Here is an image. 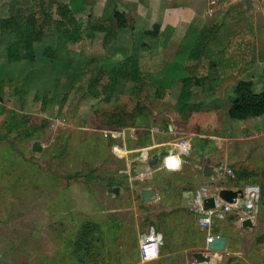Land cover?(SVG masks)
Returning a JSON list of instances; mask_svg holds the SVG:
<instances>
[{
    "label": "crops",
    "instance_id": "0c3cea01",
    "mask_svg": "<svg viewBox=\"0 0 264 264\" xmlns=\"http://www.w3.org/2000/svg\"><path fill=\"white\" fill-rule=\"evenodd\" d=\"M106 1L108 4L122 5L113 7L110 13L113 9L130 12L135 20L134 27L117 29L115 36L105 40L102 33H95L93 37L87 35L80 41V62L92 60V56L82 52L84 43L91 45L92 41L100 40V44L95 45L94 60H106L103 67L110 68L132 59L142 75L160 82L164 68L173 60L188 27L192 24L200 28L214 26L224 18V8L237 0ZM250 1L244 0L248 6ZM233 5L239 6V3ZM239 12L240 18L247 15V9ZM253 15L250 22L252 42L247 54L250 59L243 54V48L233 58L234 61L228 55H223V59L217 61H209L205 57L185 60V72L203 77L199 85L192 87L185 109L179 110L176 105L181 90L179 80L166 85L162 95H159L161 98L156 96V86H145L147 91L142 96L144 102L127 109V113L117 110L116 114L124 112L133 116L132 119L127 117V125L102 130L111 132L110 137L116 139L120 154L117 157L119 155L114 153L116 159L108 156L106 159L111 163L122 162L121 165L110 167L109 171L103 173L90 170L63 177L75 181L94 180L95 185L90 186L95 192V198L92 197L94 207L86 202V198L82 202L81 197L77 202L81 205L79 209L85 210L89 218L83 220L77 240L73 241V246L78 244V248L75 250L73 247L66 254L63 253V259H79L82 261L80 264H186L188 260L194 259L193 254L196 252L212 257L205 250L207 232L197 225L193 198L198 191L204 195V187L207 188L205 196H211L221 190L237 193L243 186L242 181L236 179L234 164L239 150L237 140L241 139L238 136L243 132H252L254 128L250 126L251 121L263 118L264 114L232 121L228 110L236 82L241 79L252 80L248 70L240 75L238 68L252 62L253 70L261 68L260 78L264 71V9ZM154 24L159 26L157 37L145 33ZM167 27H172V32L163 45V32ZM211 47L215 49L216 45ZM143 61L153 69H144ZM106 77L105 81H108ZM117 82H132L127 97L134 101L140 97V94H134L133 79L121 78ZM116 93L118 91L115 88L112 96ZM148 99L150 101H146ZM181 137L190 140L191 151L188 156L181 158L178 169L170 170L165 167L164 161L171 154V145ZM218 162H225L231 167L235 177L220 172L210 176L203 174V165L216 170ZM64 186L71 185L65 182ZM114 187L117 188L116 192L110 190ZM144 188L153 190L149 201L142 198L141 190ZM218 220L222 224L228 221L233 223L236 232L233 234L221 225L213 224L214 234L226 237V251L229 252L217 264H264L261 249L259 253L256 250L253 255H249L251 250L244 245L245 237L256 228V217L250 226L245 227L237 224L235 211ZM150 227L161 234L160 254L154 260L143 262L139 255V242ZM240 239L241 242L235 243Z\"/></svg>",
    "mask_w": 264,
    "mask_h": 264
},
{
    "label": "rangeland",
    "instance_id": "374dc122",
    "mask_svg": "<svg viewBox=\"0 0 264 264\" xmlns=\"http://www.w3.org/2000/svg\"><path fill=\"white\" fill-rule=\"evenodd\" d=\"M44 1L45 11L51 18L44 23L40 17L35 24L38 26V38L31 45L22 46L19 60L9 63L6 47L13 41L14 35L6 20L11 13H18L19 10L27 16L32 15V10L40 13V2L12 0L10 9L8 0H0V61L7 64L0 93V264L82 262L79 259H63L62 255L73 247L78 248V244L73 246V241L77 240L83 220L89 217L85 210L79 209L81 205L77 202L81 197L82 202L86 198V202L94 207L92 199L95 192L90 188L95 186L94 180L86 179L81 183L82 180L63 177L90 170L103 173L110 167L121 165L122 162L111 163L106 159V156L115 158L114 153L119 155L117 157L120 154L116 139L110 137L111 132L102 130H110L116 125L118 109L127 113V109L144 102L142 96L147 91L142 89L140 97L134 101L127 97L132 82H119L115 84L118 93L107 102L102 101V96L94 98L89 95V89L101 90L108 82L105 81L108 68L103 67L107 61L94 60L95 45L100 44V40L92 41L91 45L84 43L82 52L87 49L86 56H92V60L85 59L81 63L79 50L82 43L66 44L58 38L52 22V18L58 17L56 0ZM237 2L239 6L233 5ZM114 4L97 0L77 15L86 21L87 15L91 14L100 21L110 14L113 7L122 6ZM224 9V18L214 24L219 26L218 39L221 41H213L210 45H216L223 55L230 56L233 61L237 53L245 48L243 54L250 59L247 55L252 42L250 22L254 12L264 9V0H252L249 6L244 0H237ZM243 9H247V15L240 18L239 10ZM32 53L33 58L28 59L27 55ZM148 65L146 62L144 69H153ZM238 70L240 75L248 70L256 89L264 86L260 78L261 68L253 70L252 62ZM125 117H121L123 122H126ZM29 126L33 127L29 129ZM57 126L63 130L56 131L57 136H51L52 128ZM250 126L254 128L252 132H243L238 136L241 139L237 140L239 150L234 164L236 172H246L240 179L243 185L255 183L261 188L256 228L245 237L244 245L251 250L249 255L256 250L259 253L261 249L264 258V117L253 119ZM34 142L42 146L40 152L32 151ZM65 182L71 186L65 187ZM220 221L216 218L214 226L221 225L233 234L236 232L233 223L222 224ZM239 242L241 239L235 243Z\"/></svg>",
    "mask_w": 264,
    "mask_h": 264
},
{
    "label": "trees",
    "instance_id": "16d2710c",
    "mask_svg": "<svg viewBox=\"0 0 264 264\" xmlns=\"http://www.w3.org/2000/svg\"><path fill=\"white\" fill-rule=\"evenodd\" d=\"M8 1L11 9L12 0ZM37 1L40 2V5H38L40 13H36L32 10V15L27 16L19 10L18 13H11L8 20H6L8 21L11 33L14 35L13 41L8 43L6 47V57L9 63L19 60L22 46H29L38 38V26L36 27L35 24L40 17L44 23H47L48 19L51 18V15L45 11V1ZM94 3L95 0H68L67 2H60L59 0H56V13L58 17L52 18V22L54 24L56 34L61 41L66 44L78 43L87 35L93 37L95 33H102L105 40L115 36L117 29H133L135 20L129 12L113 9L108 17L103 18L100 21L94 18V16L92 17L91 14L87 15L86 21L77 15L86 10V5H93ZM32 9L34 8L32 7ZM37 14L40 15L38 16ZM6 21L2 20V22ZM218 27L219 26L200 28L196 24L190 25L179 44L173 60H171L164 68L161 77L162 81L158 82L155 78L150 77L149 79L146 75H142L135 61L132 59H126V61L107 69V72L105 73L108 76V82L102 86L101 90L89 89L87 93L94 98L102 95V101L107 102L112 96L115 84L122 78L134 80V94L136 96L145 86L150 87L149 85H154L156 86L155 93L157 98H161L159 95H162V92L167 87L166 85H171L176 80H179L181 83V90L178 95L176 105L179 110L185 109L191 95L192 87L199 85L203 77H198L185 72L184 62L188 59L200 60L202 57L208 58L209 61H217V59L222 58L223 51L217 48L214 49L210 45L213 41L218 39ZM171 32L172 27L165 28V31L163 32V45L170 37ZM145 33L152 37H157L159 33V26L154 24L152 28L145 31ZM27 58L32 59L33 53L31 55H27ZM6 74L7 64L0 61V93L1 83ZM261 79L264 83V71ZM154 81H156V84H153ZM137 105L139 104L137 103ZM263 114L264 86L261 89H256L252 80H238L235 84L233 95L231 97V104L228 110L229 117L236 120H244L251 117H258ZM122 116H126V122L122 121ZM127 117L132 119L133 116H128L124 112L119 114L117 116V120L119 119L118 121H120V123L117 121L115 127L127 124ZM32 127L33 126H29L28 128L30 129ZM60 130H63L60 126H57V128L53 127L51 136H57L56 131ZM110 140L112 141L113 139L110 138ZM53 142L55 143V141ZM245 173L246 172L244 171L236 172V179H241ZM259 189H261L260 185Z\"/></svg>",
    "mask_w": 264,
    "mask_h": 264
},
{
    "label": "built area",
    "instance_id": "2783aa9c",
    "mask_svg": "<svg viewBox=\"0 0 264 264\" xmlns=\"http://www.w3.org/2000/svg\"><path fill=\"white\" fill-rule=\"evenodd\" d=\"M213 3V2H211ZM211 13V10L210 12ZM56 124V123H54ZM171 154H168L164 165L170 170H176L180 167L181 158L188 156L191 151L190 140L187 137H181L173 145H171ZM174 152L172 153V151ZM172 162V163H171ZM174 163V165H173ZM217 172L225 173L232 178L235 177L233 169L229 167L225 162H218L216 165ZM206 189L202 188V193L198 191L193 198V204L196 212L197 225L206 230V243L211 242L216 236L212 231L214 220L216 218L223 219L228 213L235 211L237 224L242 226V223L249 220L252 221L256 217L258 210V199L260 195V189L257 184L246 183L240 187L239 191L232 197V201H223L219 197V193L216 195L205 196ZM222 191V190H221ZM209 197H215V205L213 207H207L206 199ZM160 240L161 234L156 232L152 227L149 228L148 232L142 235L139 242V255L143 262L151 261L158 258L160 254ZM206 253L210 251L205 246ZM157 253L156 258H150L153 253ZM229 252L213 251L212 257L209 260L198 262L195 259H190L186 264H217L218 260H222L223 255H228ZM206 256L205 254H203Z\"/></svg>",
    "mask_w": 264,
    "mask_h": 264
},
{
    "label": "water",
    "instance_id": "95a60500",
    "mask_svg": "<svg viewBox=\"0 0 264 264\" xmlns=\"http://www.w3.org/2000/svg\"><path fill=\"white\" fill-rule=\"evenodd\" d=\"M32 151L34 152H40L42 150V146L38 143V142H34L32 144L31 147ZM202 172L204 175H215L216 174V170H213L212 166L209 165H203L202 166ZM113 192L117 191V188L114 187L112 189H110ZM236 193L231 191V190H222L219 193V197L223 200V201H232V197L235 195ZM141 195L142 198L146 201L151 200V197L153 195V190L151 188H144L141 190ZM215 197H209L208 199H206V204L207 207H213L215 205ZM251 222L249 220H246L242 223V226H250ZM206 248L210 251V253L212 254L213 251H223L226 249V237L222 236V235H216L213 240L211 242H207L206 243ZM210 255L204 256L203 252H196L193 254V258L198 261V262H203V261H207L210 259Z\"/></svg>",
    "mask_w": 264,
    "mask_h": 264
},
{
    "label": "clouds",
    "instance_id": "9594fccd",
    "mask_svg": "<svg viewBox=\"0 0 264 264\" xmlns=\"http://www.w3.org/2000/svg\"><path fill=\"white\" fill-rule=\"evenodd\" d=\"M156 255L157 253L154 252L150 258H153V259L156 258Z\"/></svg>",
    "mask_w": 264,
    "mask_h": 264
}]
</instances>
